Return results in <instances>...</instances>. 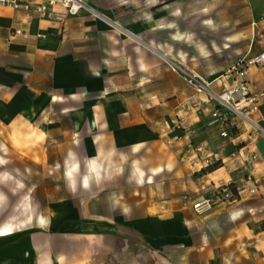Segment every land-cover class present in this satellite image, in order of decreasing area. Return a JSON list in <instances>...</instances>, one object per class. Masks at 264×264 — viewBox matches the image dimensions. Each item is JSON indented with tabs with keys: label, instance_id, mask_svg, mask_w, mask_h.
<instances>
[{
	"label": "crops",
	"instance_id": "obj_1",
	"mask_svg": "<svg viewBox=\"0 0 264 264\" xmlns=\"http://www.w3.org/2000/svg\"><path fill=\"white\" fill-rule=\"evenodd\" d=\"M86 3L64 22L0 6V228L12 225L0 232V264H77L81 228L100 218L105 252L115 248L109 234L117 223L148 238L165 264H264V135L239 121L222 136L214 102L179 74L177 84L167 80L175 73L160 57L180 38L113 30L133 16H111L137 8L136 0ZM261 20L252 23L261 47L251 53L250 42L248 57L264 49ZM15 27L23 34L14 36ZM248 75L264 82V66ZM220 76L207 79L215 90ZM256 122L264 129V100ZM25 143L40 146L42 162L68 182V194L50 203V223L63 221V229L46 230L45 215L25 219L28 196L7 191L12 173L1 169L10 161L25 169L8 154ZM216 160L217 168L206 167ZM250 175L257 194L240 192ZM225 185L234 192L228 201L219 197ZM202 197L213 207L199 214L193 203Z\"/></svg>",
	"mask_w": 264,
	"mask_h": 264
},
{
	"label": "rangeland",
	"instance_id": "obj_2",
	"mask_svg": "<svg viewBox=\"0 0 264 264\" xmlns=\"http://www.w3.org/2000/svg\"><path fill=\"white\" fill-rule=\"evenodd\" d=\"M136 1L137 8H121L119 15L111 16L119 20L124 15L133 16V19H129L130 23L123 25L113 22L111 27L122 32L129 27L148 36L157 35L158 38H171L174 37L172 34L183 33L181 40L173 42L169 50L172 55L160 57L169 70L175 73L173 78L166 77L174 84L179 81L176 74L183 77L185 83L187 81L184 74L173 70L169 65L172 60L181 62L188 72H196L203 78L212 79L222 75L237 59L245 57L250 42L251 53L261 47V33H258L257 25L252 23L262 21L264 0H151L154 24L147 20V0ZM235 31V35L229 36ZM230 37L236 42V46L228 42ZM200 46H204V49ZM235 49H238L236 55L233 53ZM43 153L40 146L25 143L24 152L15 150L14 153H8L13 157L14 166L25 160V169H12L10 161L8 168H2L1 171L12 173V183L7 186L10 194L17 196L18 193H25L28 196L25 200V219L30 216L33 218L36 214L42 219V215H45L43 221L47 226L46 230L54 231L63 229L65 222L58 221L57 225L50 223L54 218L50 203L53 198L68 194V182L64 177L60 178L59 169H54L48 162H42ZM16 196L14 204L22 203L16 200ZM99 222L98 226L90 222L82 226L81 229L86 233L77 243L80 254L75 258L77 264H165V259L157 256L156 250L150 248L148 238L140 237L132 231H123L125 228L116 227L117 223H112L115 232L108 233L110 245L114 243L115 248L108 252L102 251L104 239L101 234L108 226L102 218Z\"/></svg>",
	"mask_w": 264,
	"mask_h": 264
},
{
	"label": "built area",
	"instance_id": "obj_3",
	"mask_svg": "<svg viewBox=\"0 0 264 264\" xmlns=\"http://www.w3.org/2000/svg\"><path fill=\"white\" fill-rule=\"evenodd\" d=\"M86 4V0H0V6H7L25 13L35 12L41 18L55 22H64L68 17L78 15ZM12 34L22 35L23 31L15 27ZM38 36L46 38L47 34L40 31ZM169 65L173 70L184 74L189 85L204 92L214 102L215 108L212 115L215 121L220 120L226 128L221 133L222 136H230L233 129L239 127V121L251 125L256 132L264 135V129L256 122V115L264 100V82L253 80L248 75L251 67L264 66V49L250 57L237 59L235 64L220 76L219 90H215L211 82L198 73L188 72L181 62L172 60ZM252 159H256V156H252ZM243 183L240 192L248 189L250 193L257 194L258 189L251 175L246 176ZM233 195L230 185H225L219 192V197L223 201L230 200ZM193 207L199 214H203L212 209L213 203L211 198L202 197L193 203Z\"/></svg>",
	"mask_w": 264,
	"mask_h": 264
},
{
	"label": "bare ground",
	"instance_id": "obj_4",
	"mask_svg": "<svg viewBox=\"0 0 264 264\" xmlns=\"http://www.w3.org/2000/svg\"><path fill=\"white\" fill-rule=\"evenodd\" d=\"M150 23L151 24H154V21L151 19L150 20ZM176 35V36H175ZM174 36L177 38V39H182V37H183V33H179V34H174ZM186 36V35H185ZM227 45H229V44H227ZM202 49H204L203 47L204 46H200ZM167 53H162V56L163 57H167ZM14 144L16 145V146H21V143H20V141L19 140H15L14 141ZM11 223L10 224H6L5 226H2L1 228H0V232L1 233H3V234H5V233H7V232H11Z\"/></svg>",
	"mask_w": 264,
	"mask_h": 264
},
{
	"label": "trees",
	"instance_id": "obj_5",
	"mask_svg": "<svg viewBox=\"0 0 264 264\" xmlns=\"http://www.w3.org/2000/svg\"><path fill=\"white\" fill-rule=\"evenodd\" d=\"M218 163H219V161L216 160V161H214L212 163H209L206 167H211L212 169H214V168H217L219 166Z\"/></svg>",
	"mask_w": 264,
	"mask_h": 264
}]
</instances>
